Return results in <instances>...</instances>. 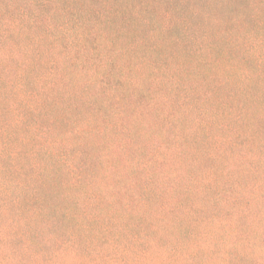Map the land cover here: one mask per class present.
<instances>
[{
  "label": "rangeland",
  "instance_id": "obj_1",
  "mask_svg": "<svg viewBox=\"0 0 264 264\" xmlns=\"http://www.w3.org/2000/svg\"><path fill=\"white\" fill-rule=\"evenodd\" d=\"M43 1L0 0V225L27 224L46 259L73 232L97 264L107 224L222 220L262 255L264 0Z\"/></svg>",
  "mask_w": 264,
  "mask_h": 264
},
{
  "label": "trees",
  "instance_id": "obj_2",
  "mask_svg": "<svg viewBox=\"0 0 264 264\" xmlns=\"http://www.w3.org/2000/svg\"><path fill=\"white\" fill-rule=\"evenodd\" d=\"M45 3H54V0H44L42 4ZM8 24L9 28H12L11 26L15 22ZM19 24V26L22 25L20 21ZM33 50L34 47H31V51ZM20 65L22 66V63ZM24 71L25 67L23 66ZM0 76L2 77L1 74ZM39 76L37 82L41 85L38 90L36 88L33 93H24L28 94L26 104L33 109L42 104V91L52 90L56 84V78L53 75H48L47 72L41 73ZM23 80L22 75H20L16 82L21 84ZM84 81L85 79L81 80L83 84ZM100 82L101 80L96 78L90 86L95 85L97 87ZM21 86L24 87L25 84L23 83ZM81 95L86 100L87 96L85 94ZM12 200V205H21V196L16 195ZM5 209L9 210V207ZM27 210L28 216L32 219L36 220L39 217V213L32 210L31 207H28ZM25 215L27 216V214ZM146 222L148 226H150V222H156L154 225L159 224V226L152 225L147 229H141L140 225H133L129 221L105 225V231H101V233L108 236L110 245L103 248L102 256L99 257L97 264H264V251L261 250L262 255L260 256L253 252L252 247L250 248L251 252L247 251L246 248L250 246L247 238L245 241L246 246L244 243H240L238 233L235 232L236 227L231 222L224 223L221 220L219 224L208 225L207 230L201 231L200 227L192 221L193 229L186 227L185 231H180L177 235H173L170 228L165 226L166 222L162 216L155 221L148 220ZM259 224L257 222V225ZM116 225H118V228ZM224 225L228 227L227 231L222 230ZM132 226L135 229L131 228ZM253 226L254 224L250 223L247 230L253 229ZM81 228L79 224L77 229H85V227ZM89 231L91 232L90 228ZM253 231L257 238L262 236L261 226H256ZM115 234L118 235L114 236ZM35 237L33 229L22 221L1 224L0 264H24L27 258L32 260L31 264H88L90 261L86 258L87 251L77 252L80 251L78 245L81 243L76 239H72L76 237H73V232L65 240L66 245L62 246L65 247L64 251L60 252V247H58L55 254H51L48 259L44 257L47 254L41 255L42 251L38 249L40 241ZM169 237H174L176 240L171 248L164 245L169 241ZM254 243L257 245L256 241ZM253 259L255 262H253Z\"/></svg>",
  "mask_w": 264,
  "mask_h": 264
}]
</instances>
